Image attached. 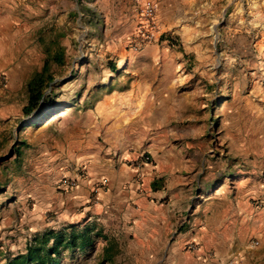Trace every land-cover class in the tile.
Returning a JSON list of instances; mask_svg holds the SVG:
<instances>
[{
    "label": "rangeland",
    "instance_id": "rangeland-1",
    "mask_svg": "<svg viewBox=\"0 0 264 264\" xmlns=\"http://www.w3.org/2000/svg\"><path fill=\"white\" fill-rule=\"evenodd\" d=\"M145 1L0 0V264L66 225L57 183L83 150L102 160L157 138L186 142L215 169L236 161L238 136L264 147V0H150L153 40L138 34ZM54 53L53 109L26 115L28 85ZM116 241L114 264H147ZM102 246L74 264H94Z\"/></svg>",
    "mask_w": 264,
    "mask_h": 264
},
{
    "label": "crops",
    "instance_id": "crops-1",
    "mask_svg": "<svg viewBox=\"0 0 264 264\" xmlns=\"http://www.w3.org/2000/svg\"><path fill=\"white\" fill-rule=\"evenodd\" d=\"M258 118L262 135L264 117ZM243 126L237 120L245 133ZM257 145L238 136L230 143L236 161L220 158L215 169L186 142L157 138L144 150L108 152L102 160L83 150L64 164L71 172L62 178L77 186L59 191L62 227L94 223L120 246L128 243L129 260L147 264H264V147ZM143 154L149 164L130 165Z\"/></svg>",
    "mask_w": 264,
    "mask_h": 264
},
{
    "label": "trees",
    "instance_id": "trees-1",
    "mask_svg": "<svg viewBox=\"0 0 264 264\" xmlns=\"http://www.w3.org/2000/svg\"><path fill=\"white\" fill-rule=\"evenodd\" d=\"M161 39L173 46L169 36H162ZM49 57L41 72L36 74L28 85V101L24 108L26 115H34V112H37L40 119L50 115L53 109V101L48 98V95H44L45 90L53 83V78L49 73V59L55 63L61 62L59 53H54L52 57ZM20 144L23 147L25 142ZM20 149L18 148L16 152L18 157ZM98 243H103L97 255L98 264H111L117 255L118 243L94 223L85 226L71 225L60 230L49 229L37 234L27 245L25 252L14 257L7 264H63V260L74 264L77 256L89 257Z\"/></svg>",
    "mask_w": 264,
    "mask_h": 264
},
{
    "label": "built area",
    "instance_id": "built-area-1",
    "mask_svg": "<svg viewBox=\"0 0 264 264\" xmlns=\"http://www.w3.org/2000/svg\"><path fill=\"white\" fill-rule=\"evenodd\" d=\"M157 6L153 1H145L139 9L140 24L138 34L144 38L153 40L158 34L159 28L156 20ZM141 164H149L151 162L150 157L147 154H143ZM77 186V180L72 177H64L57 183L58 191H68ZM96 191H94L95 193ZM262 202H264V194L262 196ZM196 249L194 245H189L188 250L193 252Z\"/></svg>",
    "mask_w": 264,
    "mask_h": 264
}]
</instances>
